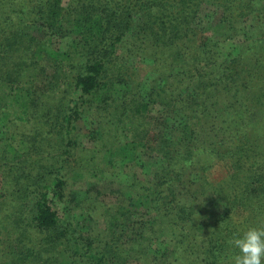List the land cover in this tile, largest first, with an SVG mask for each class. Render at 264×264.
I'll return each mask as SVG.
<instances>
[{
  "label": "trees",
  "instance_id": "16d2710c",
  "mask_svg": "<svg viewBox=\"0 0 264 264\" xmlns=\"http://www.w3.org/2000/svg\"><path fill=\"white\" fill-rule=\"evenodd\" d=\"M1 141L0 263L220 264L264 227V0H0Z\"/></svg>",
  "mask_w": 264,
  "mask_h": 264
},
{
  "label": "rangeland",
  "instance_id": "374dc122",
  "mask_svg": "<svg viewBox=\"0 0 264 264\" xmlns=\"http://www.w3.org/2000/svg\"><path fill=\"white\" fill-rule=\"evenodd\" d=\"M150 69H151V67H149L148 64L141 63L138 66V71L145 72L143 77L146 76L147 74H149V75L153 74V73H151ZM153 75L148 77L149 80L154 78ZM50 99L53 102L52 105L54 107V110H56L57 107H59V108H61V111L63 109H65L67 100H69V98L63 97L61 95L57 99H56V97H53V98H50ZM47 108H48V106H47ZM51 112H54V111L52 110ZM44 122H45L44 116H42V117H38L37 116L36 117L35 124L37 125V127H39V129H40L39 132H40L42 137L45 135V133H47L46 125H44L45 124ZM88 125H89V122H88V119H87L86 115L83 116L79 120V122L77 123V128H78V132H79V134H78V132L76 133L78 135L77 144L81 142L80 135L84 134V132L87 131ZM32 128H33V124H31L30 122H27V123L24 122V123H22V124H20L18 126H12L11 130L15 131V133H17L16 135L20 137V135L27 133L28 131L32 130ZM81 143L82 144H87V142H85L83 140H82ZM12 144H13V142H9L8 143L6 141H1L0 142V155L1 154H5L7 156L8 154H10V152L12 151V148H13ZM103 152L104 151H102L98 155L97 168L100 171L101 170L104 171L105 174L103 176H101L100 179L92 180L91 184L88 185V187L91 188L92 186L97 184V187L100 189L101 192L103 191L105 193L104 196L106 197L107 195H109V190L110 189H117L120 186L128 183L127 180L130 177L128 175H126V174L127 173L130 174L134 170H133V168H128L125 171H117V170H113L111 168L106 167L104 163L100 162V158H101V155H102ZM152 161L154 162L155 158ZM260 161H261V165L258 167V169L255 167V169H251V171H249L247 182H251L252 181V177L256 173H259V175H260L259 177L264 180V158H262ZM26 165H28V163H26ZM12 187H14V183L12 184ZM239 188H241V184L239 185ZM0 190H2L1 176H0ZM10 190L12 191V189H10ZM111 199H113V198L110 197L108 200L110 201ZM29 203H30V199L28 201V204ZM106 204L107 205H111L110 207H112V208L115 207L114 205H112V203H110L108 201H106ZM220 204L222 205V203H220ZM28 206L29 205H27V207ZM231 206H233V205H231ZM220 209H221L222 213L225 212L226 204H223ZM97 226H99V222H97ZM147 244H143L140 247H136V251L138 249L139 250L138 252H140V254H139L140 260L137 261L138 263L137 262H133L131 264H153L150 261L151 254H152L153 251L160 250V248L161 249H169L170 246H172V243L168 242V240H165V238L162 239V240L156 241V242L152 243L151 245L150 244L147 245ZM177 258H178V255H177ZM179 260H180L179 262H184L185 263V260L182 259V257H180ZM0 264H9V263H7V261H3V263H0Z\"/></svg>",
  "mask_w": 264,
  "mask_h": 264
},
{
  "label": "clouds",
  "instance_id": "9594fccd",
  "mask_svg": "<svg viewBox=\"0 0 264 264\" xmlns=\"http://www.w3.org/2000/svg\"><path fill=\"white\" fill-rule=\"evenodd\" d=\"M231 252L220 264H264V227H248L226 241Z\"/></svg>",
  "mask_w": 264,
  "mask_h": 264
}]
</instances>
